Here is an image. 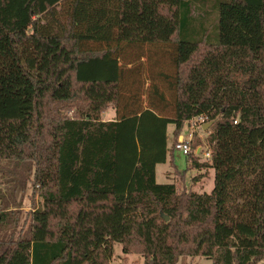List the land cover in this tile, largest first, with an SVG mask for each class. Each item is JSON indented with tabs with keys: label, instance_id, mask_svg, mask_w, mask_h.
I'll return each instance as SVG.
<instances>
[{
	"label": "trees",
	"instance_id": "16d2710c",
	"mask_svg": "<svg viewBox=\"0 0 264 264\" xmlns=\"http://www.w3.org/2000/svg\"><path fill=\"white\" fill-rule=\"evenodd\" d=\"M131 45L172 46L170 115L151 76L121 106ZM200 116L214 188L179 193L156 167ZM0 161L43 198L0 210V264H264V0H0Z\"/></svg>",
	"mask_w": 264,
	"mask_h": 264
},
{
	"label": "rangeland",
	"instance_id": "374dc122",
	"mask_svg": "<svg viewBox=\"0 0 264 264\" xmlns=\"http://www.w3.org/2000/svg\"><path fill=\"white\" fill-rule=\"evenodd\" d=\"M125 49L123 50V55L126 59L122 56V61H134L133 66H135V70L139 71H129L127 73L126 90L121 106L132 104V100L135 98L134 94H139L145 90L146 86L151 83L150 80H147L151 76L154 84L165 92L166 99L164 104L169 107L166 109V113L170 115L172 112L171 107H173L174 103V89L170 83L175 74V67L171 57L172 46L145 45L141 47L131 45ZM141 71H144L145 75L137 74ZM162 74L167 75V77ZM148 92L146 93L145 105H154L153 101H160L153 93L149 94ZM74 111L75 109H71L65 113L73 115ZM118 117L117 108L114 104H110L102 114L104 120H112ZM212 124L213 122L206 120L205 117L194 118L190 122L185 123L178 140H190L192 153L185 155L176 148L173 151V155L169 152L167 161L158 164L156 167L158 183H175L179 193L184 191H195L199 194L211 193L214 188L215 170L209 167H197V164L193 165L192 161L195 162L197 159L200 163H205L209 160L205 153L210 150L207 139ZM174 127L173 124L168 125V146L170 149L172 145L176 146V141L173 140ZM171 157L174 159L173 164L171 163ZM18 170L15 168V164L0 161V210L7 205L9 210H16V213L22 217L23 222L29 212L43 205V198L39 191L34 189L33 183L29 180L27 181V173L15 174V171ZM24 228L27 229L28 224H24ZM111 264H144V258L137 253H124L122 244L116 243ZM179 264H212V261L203 256H188L180 259Z\"/></svg>",
	"mask_w": 264,
	"mask_h": 264
},
{
	"label": "built area",
	"instance_id": "2783aa9c",
	"mask_svg": "<svg viewBox=\"0 0 264 264\" xmlns=\"http://www.w3.org/2000/svg\"><path fill=\"white\" fill-rule=\"evenodd\" d=\"M200 117L202 118L203 116ZM176 149L181 150L185 155H190L192 153L190 140H179V142L176 144ZM205 155L207 158H210V152H206Z\"/></svg>",
	"mask_w": 264,
	"mask_h": 264
},
{
	"label": "crops",
	"instance_id": "0c3cea01",
	"mask_svg": "<svg viewBox=\"0 0 264 264\" xmlns=\"http://www.w3.org/2000/svg\"><path fill=\"white\" fill-rule=\"evenodd\" d=\"M175 128V127H174ZM174 130V129H173ZM169 147V146H168ZM170 149V148H169ZM168 159V158H167Z\"/></svg>",
	"mask_w": 264,
	"mask_h": 264
},
{
	"label": "water",
	"instance_id": "95a60500",
	"mask_svg": "<svg viewBox=\"0 0 264 264\" xmlns=\"http://www.w3.org/2000/svg\"><path fill=\"white\" fill-rule=\"evenodd\" d=\"M166 219H168V217Z\"/></svg>",
	"mask_w": 264,
	"mask_h": 264
}]
</instances>
